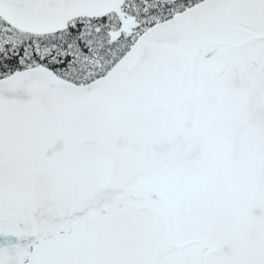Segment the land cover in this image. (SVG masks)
I'll use <instances>...</instances> for the list:
<instances>
[{"label": "snow or ice", "instance_id": "6c2138e0", "mask_svg": "<svg viewBox=\"0 0 264 264\" xmlns=\"http://www.w3.org/2000/svg\"><path fill=\"white\" fill-rule=\"evenodd\" d=\"M0 264H264V0H0Z\"/></svg>", "mask_w": 264, "mask_h": 264}]
</instances>
